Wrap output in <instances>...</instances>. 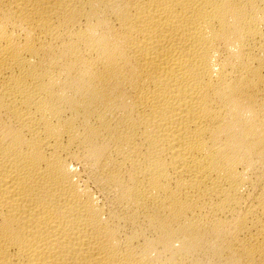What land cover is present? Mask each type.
I'll return each instance as SVG.
<instances>
[{
    "label": "bare ground",
    "instance_id": "obj_1",
    "mask_svg": "<svg viewBox=\"0 0 264 264\" xmlns=\"http://www.w3.org/2000/svg\"><path fill=\"white\" fill-rule=\"evenodd\" d=\"M0 264H264V0H0Z\"/></svg>",
    "mask_w": 264,
    "mask_h": 264
}]
</instances>
